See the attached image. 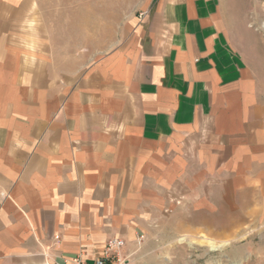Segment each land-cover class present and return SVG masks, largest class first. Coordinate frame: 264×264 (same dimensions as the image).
Masks as SVG:
<instances>
[{
	"label": "crops",
	"instance_id": "obj_1",
	"mask_svg": "<svg viewBox=\"0 0 264 264\" xmlns=\"http://www.w3.org/2000/svg\"><path fill=\"white\" fill-rule=\"evenodd\" d=\"M259 22L264 0H149L87 60L44 0H0V264L112 239L138 257L167 214L264 213Z\"/></svg>",
	"mask_w": 264,
	"mask_h": 264
},
{
	"label": "rangeland",
	"instance_id": "obj_2",
	"mask_svg": "<svg viewBox=\"0 0 264 264\" xmlns=\"http://www.w3.org/2000/svg\"><path fill=\"white\" fill-rule=\"evenodd\" d=\"M63 47L95 60L121 46L130 21L149 0H44ZM264 33V22L256 23ZM236 226V228H234ZM207 242L225 245L211 251ZM141 256L128 264H264V213L177 212L153 226Z\"/></svg>",
	"mask_w": 264,
	"mask_h": 264
},
{
	"label": "built area",
	"instance_id": "obj_3",
	"mask_svg": "<svg viewBox=\"0 0 264 264\" xmlns=\"http://www.w3.org/2000/svg\"><path fill=\"white\" fill-rule=\"evenodd\" d=\"M125 245L126 243L122 239H112L106 244L104 255L92 263L85 261L81 256H77L65 264H128L123 255Z\"/></svg>",
	"mask_w": 264,
	"mask_h": 264
},
{
	"label": "bare ground",
	"instance_id": "obj_4",
	"mask_svg": "<svg viewBox=\"0 0 264 264\" xmlns=\"http://www.w3.org/2000/svg\"><path fill=\"white\" fill-rule=\"evenodd\" d=\"M207 243H208V247L211 251H216L217 249H222L225 246V245L215 244L214 242H207Z\"/></svg>",
	"mask_w": 264,
	"mask_h": 264
}]
</instances>
